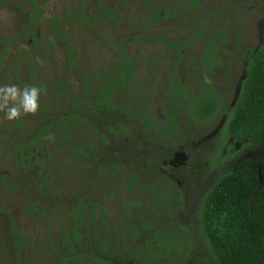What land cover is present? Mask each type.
<instances>
[{"label": "rangeland", "instance_id": "rangeland-1", "mask_svg": "<svg viewBox=\"0 0 264 264\" xmlns=\"http://www.w3.org/2000/svg\"><path fill=\"white\" fill-rule=\"evenodd\" d=\"M152 1L105 0L108 9L114 5L118 8L117 13L111 12L116 15L114 19H109L98 15L101 0H0V55L4 54L0 86H46L64 76L69 66L67 54L78 50L81 64L71 69L69 76L78 89L83 75L113 64V39L129 36V54L138 56L137 77L144 85L142 93L149 94L154 119L166 113L165 89L175 70L187 81L190 92L200 94L191 106L207 102L216 110L205 121L190 119L189 125L182 111L176 136L165 139L159 132L148 131L141 146L128 142L130 147L118 156L124 161L122 171L114 173L110 161L101 174L91 163L84 166L90 158L71 155L68 140L58 143L54 139L55 147L63 144L65 150L50 145L49 151L40 156L42 165L22 148L34 135L31 131L39 123L36 118L43 117L42 110L53 107L51 96H41L39 111L20 121L7 120L0 112V264H56L58 256L65 254L60 246L63 230L73 223L67 212L82 196L101 205L85 237L90 245L93 236L96 245H101L103 237L115 244L111 246L113 251L104 254L107 259H118L116 264H138L133 249L137 245L144 249L148 243L150 254L160 256L159 264H216L205 235L197 231L203 197L220 175L234 170L241 160L264 158V146L229 137L225 127L244 76V54L264 41V0H154L169 10L157 25L148 18ZM81 3L83 15L93 19L91 26L73 19L75 11L81 13ZM40 9L34 24L32 12ZM56 20L60 28L69 31L66 41L58 42L53 33ZM149 22L151 29L147 28ZM24 26L35 27V36L50 42L52 48L46 43L37 47L25 35L28 30ZM148 34L156 37L154 41L141 39ZM161 35L168 42L188 39L180 64L176 49L169 50L167 43L158 39ZM210 38L221 42L215 53L220 65L213 76L209 75L212 64L205 65L207 76L203 80L207 81L202 83V92L200 86L197 88V70L191 61L199 62ZM34 66L36 74L32 73ZM191 106L196 113V106ZM75 136L76 145L87 149L86 134L78 131ZM95 154L99 156L100 150ZM113 161L117 163V158ZM28 162H33L32 166L28 167ZM149 165L154 167L149 169ZM132 172L140 179L131 188ZM191 232L195 236L189 242ZM90 262L86 257L81 264ZM65 264L73 263L70 260Z\"/></svg>", "mask_w": 264, "mask_h": 264}, {"label": "trees", "instance_id": "trees-1", "mask_svg": "<svg viewBox=\"0 0 264 264\" xmlns=\"http://www.w3.org/2000/svg\"><path fill=\"white\" fill-rule=\"evenodd\" d=\"M153 1L148 18L153 25H157L168 15L169 10L167 6L153 3ZM80 11L81 13L75 11L73 19L91 26L93 19L83 15L84 3L80 4ZM117 11L116 5L108 9L105 0H101L99 16L114 19L116 15H112L111 12L114 14ZM41 12V9L32 12L31 21L34 24L37 23ZM57 22L58 20L52 26L53 33L58 42L66 41L69 31L60 28ZM151 23L147 25L148 29L152 28ZM24 27L28 30L25 35H29L37 47L43 43L51 47L50 42L35 36V27ZM155 38L153 34L141 37L148 42L154 41ZM4 39L6 46L8 41ZM158 39L166 42L169 50L176 49L177 62H179L188 39L181 42H168L164 35L158 36ZM113 41L116 44L114 49L116 58L113 64L98 68L90 75H83L80 78V88L77 89L76 83H72L69 77L71 69L81 64L78 62L80 59L78 50L67 54L69 66L62 78L57 77L46 86L37 83V86L46 88L47 96L52 98L53 107L47 106L42 110L43 117L40 115L38 119L36 118L39 123L35 124V128L31 131L34 135L21 146L28 151L29 156L35 155V161L40 162V165L43 163L40 156L49 151L50 145L63 151L64 145L58 143L68 140L72 144V156L83 155L82 157L86 159L90 158L84 166L91 163L90 165L97 169V174H101L103 169L108 168L111 161L114 163V173H117L125 168L124 161L122 162L118 156L130 147L128 142L141 146L148 131L159 132L165 139L176 136L181 127L178 116L182 111L189 118L188 125L192 124L190 119L205 121L216 113L213 106L208 105L207 102L191 106L196 96L200 94L195 95L190 92L187 81L178 77V71L175 70L165 89L166 113L163 118L154 119V115L149 110V94L146 91L142 93L144 85L137 77L138 56L129 54V43L132 38L125 36L114 38ZM219 47L221 42L215 43L210 38L208 42H205L204 52L198 58L199 62L191 61L193 68L197 70L195 72L197 88L200 86L202 92L204 86L202 83L207 81L203 80L204 76H207L205 65L212 64L209 75L213 76L214 72L218 71L220 61L215 57V53ZM244 55L247 59L244 76L239 83L234 105L228 113L226 133L229 137L245 141L251 146H264V41L255 49H247ZM3 57L4 54H1L0 65L3 64ZM191 63L186 65L190 66ZM32 73L36 74L35 66L32 68ZM31 81H35V76H32ZM190 106L192 108L196 106V113L191 111ZM194 128L198 130V127ZM78 131L86 134L84 146L87 149H84L82 145H76L75 134ZM137 136L141 141L136 142ZM54 139L58 142L57 147L53 144ZM96 149L100 150L99 156L95 154ZM114 157L117 158V163L113 161ZM32 164L33 162H28L27 166L30 167ZM151 167L154 166L149 165V169ZM130 176L132 188L140 177L133 172ZM36 203L34 206L37 207ZM127 205L129 204H125ZM100 207L101 205H98L96 201L91 199L86 201L83 196L71 206L67 213L73 223L70 229L63 230L60 244L65 254L58 256L56 264H65L70 260L73 264H81L86 257L91 258L90 264H116L118 259H107L109 257L107 254L93 256L92 253L87 252V248L92 246L89 245L85 231H88L89 225L95 221ZM88 209L90 213L86 214ZM101 215L103 219L106 218L103 211ZM198 220L197 231L201 230L205 235L209 251L213 254L216 264H264V158H245L234 170L220 175L203 197ZM82 227H84L83 234L80 230ZM188 235L191 236L190 242L195 233L191 232ZM81 237L86 238L83 240V245L80 244ZM106 245L107 239L103 237L101 249H105ZM149 250V243L144 249H141L139 245L133 249L138 264H146V262L159 264L160 256L150 254Z\"/></svg>", "mask_w": 264, "mask_h": 264}, {"label": "clouds", "instance_id": "clouds-1", "mask_svg": "<svg viewBox=\"0 0 264 264\" xmlns=\"http://www.w3.org/2000/svg\"><path fill=\"white\" fill-rule=\"evenodd\" d=\"M42 95H47L44 86L16 84L0 86V112L7 120H19L25 115L36 114L40 107Z\"/></svg>", "mask_w": 264, "mask_h": 264}, {"label": "flooded vegetation", "instance_id": "flooded-vegetation-1", "mask_svg": "<svg viewBox=\"0 0 264 264\" xmlns=\"http://www.w3.org/2000/svg\"><path fill=\"white\" fill-rule=\"evenodd\" d=\"M250 156H257V155H250ZM80 230H82L81 231V233L83 234V232H84V227H82ZM95 233H97V232H95ZM94 237L95 236H93V240H92V247H90V248H87V252L88 253H92L93 254V256L95 255H100V254H103L104 252H106V251H108L109 253L111 252V250L113 251V249L111 248V246L112 245H115V244H112V242L110 241V240H108L107 238V245H106V248L105 249H101V245H102V242H103V238H102V242H101V245L99 244V245H96L95 243L96 242H94ZM113 243H114V241H113ZM80 244H84V242H83V238L81 237V241H80ZM90 245V244H89ZM92 248V249H91ZM111 249V250H110Z\"/></svg>", "mask_w": 264, "mask_h": 264}]
</instances>
